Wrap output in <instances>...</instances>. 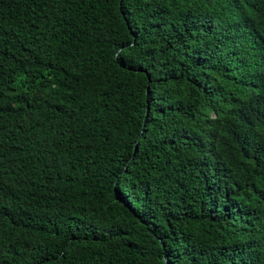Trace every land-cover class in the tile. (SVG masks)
Instances as JSON below:
<instances>
[{
	"label": "trees",
	"instance_id": "16d2710c",
	"mask_svg": "<svg viewBox=\"0 0 264 264\" xmlns=\"http://www.w3.org/2000/svg\"><path fill=\"white\" fill-rule=\"evenodd\" d=\"M0 264H264V0H0Z\"/></svg>",
	"mask_w": 264,
	"mask_h": 264
}]
</instances>
